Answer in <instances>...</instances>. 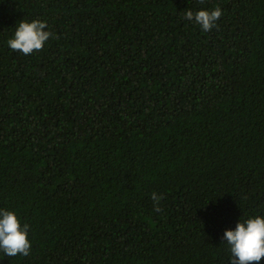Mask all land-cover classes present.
Masks as SVG:
<instances>
[{
    "label": "trees",
    "instance_id": "obj_1",
    "mask_svg": "<svg viewBox=\"0 0 264 264\" xmlns=\"http://www.w3.org/2000/svg\"><path fill=\"white\" fill-rule=\"evenodd\" d=\"M0 209L31 243L0 264H230L264 217V0H0Z\"/></svg>",
    "mask_w": 264,
    "mask_h": 264
},
{
    "label": "clouds",
    "instance_id": "obj_2",
    "mask_svg": "<svg viewBox=\"0 0 264 264\" xmlns=\"http://www.w3.org/2000/svg\"><path fill=\"white\" fill-rule=\"evenodd\" d=\"M203 3V0H200ZM222 16V10L216 7L214 10H200L197 12L186 11L184 19L194 21L202 31L209 32L217 27L216 22ZM47 24L40 20L31 22L21 21L15 30L14 36L7 40L8 47L13 51L19 50L24 55H30L33 51H41L44 44L52 37L50 31H46ZM153 201V211L160 212L162 195L153 192L150 194ZM29 225L21 226L15 212L0 209V252L7 257H15L18 254L28 256L31 243L27 239ZM222 241H226L231 254L230 264H251L259 262L264 257V217L248 218L235 224L234 230H225Z\"/></svg>",
    "mask_w": 264,
    "mask_h": 264
}]
</instances>
